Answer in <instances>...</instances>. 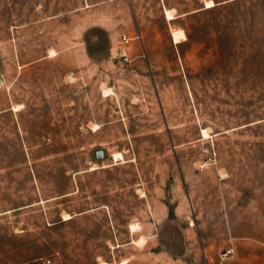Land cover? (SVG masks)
<instances>
[{
    "label": "rangeland",
    "instance_id": "374dc122",
    "mask_svg": "<svg viewBox=\"0 0 264 264\" xmlns=\"http://www.w3.org/2000/svg\"><path fill=\"white\" fill-rule=\"evenodd\" d=\"M209 1L0 0V264H264V0Z\"/></svg>",
    "mask_w": 264,
    "mask_h": 264
},
{
    "label": "built area",
    "instance_id": "2783aa9c",
    "mask_svg": "<svg viewBox=\"0 0 264 264\" xmlns=\"http://www.w3.org/2000/svg\"><path fill=\"white\" fill-rule=\"evenodd\" d=\"M130 42V37L126 34L121 35L118 45V55L123 60L129 59L128 46ZM228 249L227 252H230ZM23 264H59L58 260L51 255H43L30 258L26 260Z\"/></svg>",
    "mask_w": 264,
    "mask_h": 264
},
{
    "label": "bare ground",
    "instance_id": "6f19581e",
    "mask_svg": "<svg viewBox=\"0 0 264 264\" xmlns=\"http://www.w3.org/2000/svg\"><path fill=\"white\" fill-rule=\"evenodd\" d=\"M214 5V2L211 0V1H209L208 3H207V6L208 7H211V6H213ZM167 11V18L168 19H172V18H174V17H176L174 14H173V12H172V10L171 9H168V10H166ZM172 36H173V40H174V42H179V41H181V40H183L184 38H185V34H184V31L182 30V29H175V30H173V32H172ZM207 135V132H206V130H204V135ZM117 156H121V153H118V154H116V155H114V157H116L117 158ZM132 229H135V226L134 225H132ZM142 242V241H141ZM124 262H126V260L124 261ZM124 262H122V263H124ZM100 264H109L108 262H106V261H103V262H101Z\"/></svg>",
    "mask_w": 264,
    "mask_h": 264
},
{
    "label": "crops",
    "instance_id": "0c3cea01",
    "mask_svg": "<svg viewBox=\"0 0 264 264\" xmlns=\"http://www.w3.org/2000/svg\"><path fill=\"white\" fill-rule=\"evenodd\" d=\"M163 2H164V0H163ZM163 8H164V15L166 16V18H167V11L166 10H168V9H173V7H166L165 5H163ZM176 16V15H175ZM172 36V35H171ZM173 37V36H172ZM174 41V40H173ZM109 264H111L110 262H108Z\"/></svg>",
    "mask_w": 264,
    "mask_h": 264
},
{
    "label": "water",
    "instance_id": "95a60500",
    "mask_svg": "<svg viewBox=\"0 0 264 264\" xmlns=\"http://www.w3.org/2000/svg\"><path fill=\"white\" fill-rule=\"evenodd\" d=\"M102 153H103V152H102V150H101V149H98V150L96 151V155H97V156H101V155H102Z\"/></svg>",
    "mask_w": 264,
    "mask_h": 264
}]
</instances>
